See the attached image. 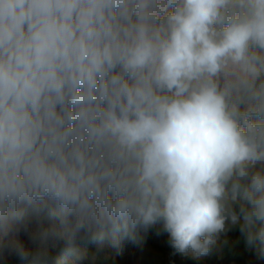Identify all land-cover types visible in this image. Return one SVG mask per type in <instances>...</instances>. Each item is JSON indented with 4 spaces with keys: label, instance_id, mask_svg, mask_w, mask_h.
Masks as SVG:
<instances>
[{
    "label": "clouds",
    "instance_id": "1",
    "mask_svg": "<svg viewBox=\"0 0 264 264\" xmlns=\"http://www.w3.org/2000/svg\"><path fill=\"white\" fill-rule=\"evenodd\" d=\"M236 227L264 261V0H0V257Z\"/></svg>",
    "mask_w": 264,
    "mask_h": 264
},
{
    "label": "rangeland",
    "instance_id": "2",
    "mask_svg": "<svg viewBox=\"0 0 264 264\" xmlns=\"http://www.w3.org/2000/svg\"><path fill=\"white\" fill-rule=\"evenodd\" d=\"M159 232V235L157 234ZM238 227L232 229L227 238L229 243L222 245L219 249H214L208 256L193 258L191 255H181L176 253L169 244L167 233L159 228L149 229L147 232L139 231L137 237L131 242L132 259L143 264H173V262H188L191 264H264V261L251 263L254 256L251 250L247 249L244 238ZM133 248V249H132ZM252 255V256H251ZM87 256V255H86ZM81 256L89 258L93 264L94 258L91 256Z\"/></svg>",
    "mask_w": 264,
    "mask_h": 264
},
{
    "label": "trees",
    "instance_id": "3",
    "mask_svg": "<svg viewBox=\"0 0 264 264\" xmlns=\"http://www.w3.org/2000/svg\"><path fill=\"white\" fill-rule=\"evenodd\" d=\"M139 233V232H138ZM19 238L26 244H30L29 237L26 233L21 232ZM243 237H240L242 240ZM131 242L132 238H123L118 241H113L111 237L106 238L102 243H85L80 245V259L76 264H90L89 258H82L81 256H91L94 258L93 264H143L132 259ZM133 249V248H132ZM132 252V253H131ZM253 256L254 254L251 253ZM54 257L59 258L61 253L60 249H55L53 252ZM251 255V256H252ZM86 256V257H87ZM255 256L251 258V263L255 262ZM0 264H21L14 256L0 257ZM173 264H191L188 262H173Z\"/></svg>",
    "mask_w": 264,
    "mask_h": 264
}]
</instances>
